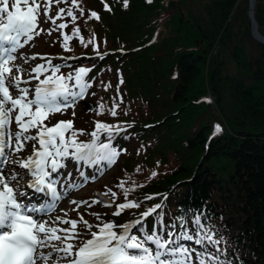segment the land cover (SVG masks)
<instances>
[{
	"label": "trees",
	"instance_id": "1",
	"mask_svg": "<svg viewBox=\"0 0 264 264\" xmlns=\"http://www.w3.org/2000/svg\"><path fill=\"white\" fill-rule=\"evenodd\" d=\"M61 4L77 19L63 14L59 23L68 27L59 39L69 36L67 46L74 42L86 54L75 55L81 61L64 70L92 69L83 98L91 109L118 104L116 120L106 108L102 115L90 111L103 120L83 129L90 134L96 121L125 129L112 140L131 178L123 201L141 204L125 214L140 217L162 203L158 211L171 225L177 216L203 212L224 238L219 247L227 256L221 259L264 264V44L250 33L248 0H129L127 9L123 0ZM255 17L264 33V0H256ZM216 124L222 133L213 136ZM129 161L137 165L133 170ZM149 195L153 199L146 200ZM155 219L148 218L146 230Z\"/></svg>",
	"mask_w": 264,
	"mask_h": 264
},
{
	"label": "snow or ice",
	"instance_id": "2",
	"mask_svg": "<svg viewBox=\"0 0 264 264\" xmlns=\"http://www.w3.org/2000/svg\"><path fill=\"white\" fill-rule=\"evenodd\" d=\"M53 2L0 0V264H232L228 259H221L222 255L227 256V250L219 247L224 238L210 223H205L207 217L203 212L177 216V223L171 225L164 223L165 214L158 211L163 208L162 203L147 208L134 222L121 224L108 221L94 225L79 213V219L68 218V211L63 209V216L53 215L57 202L62 199L53 174L64 169L69 159L88 166L102 161L113 164L119 153L112 146V140L125 131L117 125L96 121L95 130L85 142L76 139L77 135L86 133L75 130L73 120L58 121L52 126L45 124L50 115L74 109L92 87L85 79L91 68L78 67L74 73L65 75L62 69L70 65L53 63L51 56L22 52L42 33L51 36L67 28L65 23L57 24L65 12L73 21L77 19L73 8L55 11ZM55 2L58 4L61 0ZM152 2L146 0V3ZM71 3L75 5L76 0ZM128 6L129 0H123V7ZM104 8L111 11L107 4ZM50 12L55 15H49ZM79 15H84L82 8ZM91 17L100 19L95 11ZM49 21V28H43ZM79 34L80 29L75 28L73 35ZM63 39L67 50L70 37L65 35ZM37 59L42 62L32 65ZM33 81L34 86L28 87ZM117 108L118 104L113 102L108 109L112 117L118 115ZM90 111L102 115L105 106L101 103L98 111ZM72 115L75 117V111ZM101 133L107 134L108 142H101ZM221 133L222 127L214 125L213 136ZM156 175L151 173L152 177ZM120 187L124 188V184ZM129 191L124 192L126 200ZM33 193L49 195L51 203H32ZM145 199L151 200L153 196ZM70 202L80 206L76 200ZM140 206L135 200L121 202L115 205L112 215L120 216L121 210ZM93 215L101 219L98 214ZM152 216L158 219L146 230L144 224ZM181 241L194 242L200 245V250ZM209 246L215 251L209 253Z\"/></svg>",
	"mask_w": 264,
	"mask_h": 264
},
{
	"label": "rangeland",
	"instance_id": "3",
	"mask_svg": "<svg viewBox=\"0 0 264 264\" xmlns=\"http://www.w3.org/2000/svg\"><path fill=\"white\" fill-rule=\"evenodd\" d=\"M61 3H64V0H61V2L58 4L54 0L52 8L55 11H58L59 8H62L63 6V4ZM49 15L54 16L55 13L50 12ZM59 21L60 19L57 20V24H59ZM50 25L51 21L46 24H43L42 27L48 29ZM60 34V30L53 32L51 36L42 33L40 37L35 38V40L31 42L30 45L26 46L25 49L22 50V52L28 55L39 54L43 56H51L54 58L53 63L62 62L66 65L71 66L65 68L72 69L74 68L75 63L80 62L81 59L75 58L60 60L59 58L76 57L75 55L86 54L84 52H80L79 48L75 46L74 42L67 46V50H65V48L63 47V45L65 44L64 41L59 39ZM41 62L42 61L37 59L36 61L32 62V65L39 64ZM18 63L22 62L18 61ZM65 68L62 69V73L67 75L68 73L66 70H64ZM41 79H43V76H41ZM85 79L90 82L89 77H86ZM35 83L36 82L33 81L31 85H28V87H33ZM213 89L215 90L214 87ZM95 97L96 96H94V98ZM207 97L211 102L213 101L212 92L208 93ZM89 100L87 102V99L85 101L84 99H81L77 101V104L74 109L68 108L63 114L56 113L53 114V116L50 115L49 119L44 121L45 124L49 126V123L73 120V125L75 126V129L78 130L88 126L91 120L93 122V119L103 120L91 117L92 114L90 113L91 106ZM97 106L99 107V104ZM105 108L108 109V107ZM73 111H75V117H73L72 115ZM59 118H63L64 120H58ZM112 118V120L117 119V117ZM79 136L84 137V139L85 137L87 139L90 138V135L86 134ZM101 142H103L102 138ZM113 147L116 148L119 155L115 158V162L111 165H109L105 161H102L96 165H86L88 166V170L83 172V167L85 165L83 164V162L73 161V163H68L69 168L62 176V185L63 187H66L65 194L63 195L62 199L57 202V206L55 208V211L53 212V215L63 216V209L68 211V218L79 219V213V215H82L89 223L94 225L108 221H112L116 224L130 223L134 220L135 217H129L128 214H125L127 210H121L120 216L112 215V212L116 210L115 205L121 202H125L123 201V199L125 198L124 192L127 191V187H125V184H131L130 176L126 179V174L123 173L122 169L123 165H121V159L124 154L122 152H119L117 145H114ZM134 161H136L135 158ZM134 161H129L131 170H133L132 168L136 165V163H139L140 160L138 159L136 163ZM77 163H79V166H76ZM121 183L124 184V188L120 187ZM112 193H116L115 197L112 196ZM71 200H76L80 202V206L77 207V205L72 204L70 202ZM93 201H98L99 203H93ZM107 205L112 206L109 207ZM73 208H75L76 211H71V209ZM93 213L98 214L101 219L97 220L96 216H94Z\"/></svg>",
	"mask_w": 264,
	"mask_h": 264
},
{
	"label": "water",
	"instance_id": "4",
	"mask_svg": "<svg viewBox=\"0 0 264 264\" xmlns=\"http://www.w3.org/2000/svg\"><path fill=\"white\" fill-rule=\"evenodd\" d=\"M256 0H248L247 15L250 21V33L254 39L264 44V33L260 30L259 23L255 17Z\"/></svg>",
	"mask_w": 264,
	"mask_h": 264
}]
</instances>
